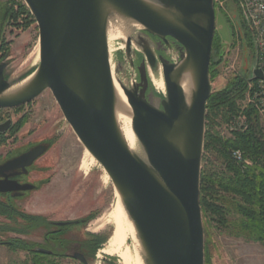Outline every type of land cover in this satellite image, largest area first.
Returning a JSON list of instances; mask_svg holds the SVG:
<instances>
[{
	"label": "water",
	"instance_id": "water-1",
	"mask_svg": "<svg viewBox=\"0 0 264 264\" xmlns=\"http://www.w3.org/2000/svg\"><path fill=\"white\" fill-rule=\"evenodd\" d=\"M37 23L40 62L30 80L5 94L11 81L7 63L0 62V109L16 108L45 90L89 153L109 175L131 217L147 264H204V229L200 207V172L205 133L206 103L212 93L209 80L215 34L214 0H23ZM111 13L131 19L143 31L172 49V62L142 45L145 56L138 67L139 81L122 86L131 124L145 160L133 153L113 116V89L109 72L107 20ZM131 38L125 50L130 53ZM159 61L165 96L155 106L146 95V64ZM191 75L190 99L181 86ZM264 80L257 63L250 81ZM11 120L0 123L4 132ZM34 147L0 167L29 165L42 154ZM27 189L4 185L0 191ZM41 251V250H40ZM88 264L78 252L72 254Z\"/></svg>",
	"mask_w": 264,
	"mask_h": 264
},
{
	"label": "rangeland",
	"instance_id": "rangeland-1",
	"mask_svg": "<svg viewBox=\"0 0 264 264\" xmlns=\"http://www.w3.org/2000/svg\"><path fill=\"white\" fill-rule=\"evenodd\" d=\"M6 1L9 0H0ZM22 2L24 3L23 0ZM214 9L215 34L210 58L212 73L209 76L212 92L223 89L237 76L245 77L249 82L256 62L255 47L248 45L245 36L242 6L235 0H214ZM133 35L134 44L130 46L129 55L119 40L112 43L115 49L114 62L125 80L133 79L136 83L139 81L137 67L146 60L141 50L143 44H147L156 56L160 54L170 59L169 57L174 55L175 61L179 59L178 47L169 49L159 41L160 39L144 32L142 28L137 29ZM3 39L6 45L0 51V62L4 60L7 63V79L14 81L32 73L40 62L39 31L34 18L24 14L12 23H7ZM248 82L243 98L239 101L241 111L252 105L249 101ZM149 86L146 95L152 104L158 107L161 98L165 96V90L161 92L152 85ZM8 117L17 123L3 136L5 143L0 144V155L9 152L12 147L15 153L41 142H45L48 149L30 169L31 175H34L32 178L40 179L39 183L35 182L36 189L26 192L22 200H8L22 203L23 208L0 210V264H31V251L41 248V202L48 206L45 213H52L56 219L84 218L90 215L87 224L72 226L66 231L75 240H82L91 235L107 236L94 255L88 259V264H119L117 256L101 252L111 236L112 226L106 225L98 232L91 230L95 219L102 217L114 204L116 188L110 177L105 179L106 171L97 160L85 170V147L65 120L52 92L45 90L32 101L19 107L0 109V122ZM259 121L264 127L261 119ZM218 129L222 135H229V127L227 129L223 125ZM12 143L13 145H10ZM41 161L45 165L46 174H50V182L46 183L42 190ZM210 162L212 167L221 168L222 164L217 157L210 155ZM202 222L204 223L203 218ZM210 239L212 264H264V245L259 242L233 237L227 229L215 227L210 228ZM6 241L10 244L1 243ZM56 264L77 263L61 259L56 260Z\"/></svg>",
	"mask_w": 264,
	"mask_h": 264
},
{
	"label": "trees",
	"instance_id": "trees-1",
	"mask_svg": "<svg viewBox=\"0 0 264 264\" xmlns=\"http://www.w3.org/2000/svg\"><path fill=\"white\" fill-rule=\"evenodd\" d=\"M235 1L241 5L240 0ZM24 14H29L33 19L22 0L0 2V51L6 45L3 39L6 24ZM243 23L248 45L254 48L253 34L246 18ZM211 73L210 63L209 76ZM247 82L245 77L233 78L223 89L213 91L206 103L199 187L204 220V264H212L211 227L225 228L233 237L264 245V127L253 105L246 106L242 111L240 109L239 101L243 98ZM149 85L151 83L148 80L147 89ZM239 114L245 116L244 126L229 130L228 136L222 135L218 127L225 125L228 129L231 121ZM233 150H239L248 163H237L232 157ZM210 155L220 160L221 168L212 167ZM106 239L107 236L96 239L91 256ZM31 253V264H52L49 260L43 263L41 253Z\"/></svg>",
	"mask_w": 264,
	"mask_h": 264
},
{
	"label": "bare ground",
	"instance_id": "bare-ground-1",
	"mask_svg": "<svg viewBox=\"0 0 264 264\" xmlns=\"http://www.w3.org/2000/svg\"><path fill=\"white\" fill-rule=\"evenodd\" d=\"M141 28H143L141 24L131 19L122 17L119 14L111 13L108 16L107 46L109 72L113 89L114 120L129 149L133 153L140 156L143 160H145L146 158L142 146L132 128L131 116L126 96L121 88L122 86H124L127 89H131L135 84V81L133 79H129V81L125 80V77L121 75L118 65L114 62L113 59V52L115 49L112 45L114 40H119L121 42V45L125 47L126 38L129 37L131 38L132 46L134 44L133 34L137 29ZM141 50L143 51L142 46ZM169 58L172 62H175L174 55H171V57ZM146 70L147 77L151 85L155 89L163 92L165 90V85L159 61H157L153 66L150 64H146ZM30 78L31 75H28L21 79L11 81V85L5 91V94H10L20 89L30 80ZM190 81L191 75L185 72L181 80V86L187 103L190 99ZM85 153L87 156V161H85L84 163V168L85 170H88L91 163L96 161V159L89 153L86 148ZM104 176L105 179L109 178L107 172H105ZM114 193L116 196L114 204L107 211V213H105L102 217L99 216V218L95 219V221L91 224V230L94 232L100 231L109 224L113 226V234L104 245L101 252L110 256H117L119 264H147L145 260L144 250L133 221L126 211L117 190H115Z\"/></svg>",
	"mask_w": 264,
	"mask_h": 264
},
{
	"label": "flooded vegetation",
	"instance_id": "flooded-vegetation-1",
	"mask_svg": "<svg viewBox=\"0 0 264 264\" xmlns=\"http://www.w3.org/2000/svg\"><path fill=\"white\" fill-rule=\"evenodd\" d=\"M171 47H178V44L171 38H168ZM161 41V40H159ZM10 119V117L4 119L0 123ZM15 123L11 120L7 129L4 132H0V144H4L3 136L9 133L14 127ZM14 143V142H13ZM10 144V145H13ZM16 146V144H14ZM42 146L44 151L38 157H36L29 165H22L21 163H12L6 169L0 171V187L4 185H9L12 187L25 186L27 189H13L8 191H0V210H18L23 205L19 202H8V200H22L26 192L34 191L36 189V181L39 183L40 179L35 180L32 178L30 173L31 167L35 166L37 161L44 155L48 149V145L45 142L37 143L31 147L20 150L18 152L11 148V150L6 152L4 155H0V167L8 162H13L17 157L26 153L27 151L33 149L37 146ZM14 146V147H15ZM45 165L41 161V190L50 182V174H46L44 171ZM46 206L44 202H41V248H36V252L41 253V261L49 260L52 264H56V260L69 259L70 261H76L77 264H83L80 260L73 257L72 254L75 252L81 253L88 263V259L91 257L92 245L96 239H100L103 236L86 237L82 240H75L70 237L69 232L66 231L67 228L72 226H84L90 219V215L84 218H54L52 213H45ZM23 208V207H22ZM113 228V226H112ZM87 230V228H86ZM113 234V229L111 236ZM110 236V237H111ZM109 237V239H110ZM108 239V240H109ZM3 244H10L9 241L1 242ZM107 243V242H106ZM41 250V251H40ZM107 255V254H106Z\"/></svg>",
	"mask_w": 264,
	"mask_h": 264
},
{
	"label": "built area",
	"instance_id": "built-area-1",
	"mask_svg": "<svg viewBox=\"0 0 264 264\" xmlns=\"http://www.w3.org/2000/svg\"><path fill=\"white\" fill-rule=\"evenodd\" d=\"M240 2L253 34L256 63L264 71V0H240ZM248 91L249 101L256 108L264 123V80L249 81ZM244 124L245 116L240 114L229 124V130L241 128ZM232 157L240 165L248 163L239 150H233Z\"/></svg>",
	"mask_w": 264,
	"mask_h": 264
}]
</instances>
